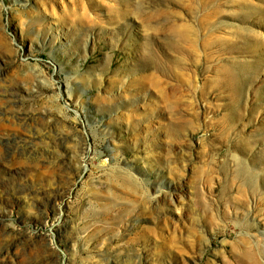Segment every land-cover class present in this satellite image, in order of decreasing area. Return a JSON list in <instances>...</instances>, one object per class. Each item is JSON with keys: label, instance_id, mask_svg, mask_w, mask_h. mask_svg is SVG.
<instances>
[{"label": "rangeland", "instance_id": "obj_1", "mask_svg": "<svg viewBox=\"0 0 264 264\" xmlns=\"http://www.w3.org/2000/svg\"><path fill=\"white\" fill-rule=\"evenodd\" d=\"M6 251L264 264V0H0Z\"/></svg>", "mask_w": 264, "mask_h": 264}, {"label": "bare ground", "instance_id": "obj_2", "mask_svg": "<svg viewBox=\"0 0 264 264\" xmlns=\"http://www.w3.org/2000/svg\"><path fill=\"white\" fill-rule=\"evenodd\" d=\"M11 245H12V243H11ZM0 262H1V264H9L10 263L7 251L4 253V259H2ZM19 264H21V263H19Z\"/></svg>", "mask_w": 264, "mask_h": 264}]
</instances>
